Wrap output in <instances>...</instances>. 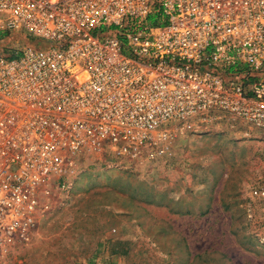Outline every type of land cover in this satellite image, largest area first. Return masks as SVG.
I'll return each instance as SVG.
<instances>
[{
    "label": "built area",
    "instance_id": "obj_1",
    "mask_svg": "<svg viewBox=\"0 0 264 264\" xmlns=\"http://www.w3.org/2000/svg\"><path fill=\"white\" fill-rule=\"evenodd\" d=\"M220 123L264 132V0H0V264L87 157L147 168Z\"/></svg>",
    "mask_w": 264,
    "mask_h": 264
},
{
    "label": "rangeland",
    "instance_id": "obj_2",
    "mask_svg": "<svg viewBox=\"0 0 264 264\" xmlns=\"http://www.w3.org/2000/svg\"><path fill=\"white\" fill-rule=\"evenodd\" d=\"M244 131L200 126L137 170L87 157L37 234L1 264H264L261 221L246 214L264 175V132Z\"/></svg>",
    "mask_w": 264,
    "mask_h": 264
},
{
    "label": "trees",
    "instance_id": "obj_3",
    "mask_svg": "<svg viewBox=\"0 0 264 264\" xmlns=\"http://www.w3.org/2000/svg\"><path fill=\"white\" fill-rule=\"evenodd\" d=\"M148 23L152 26L157 25L155 16H151L148 18Z\"/></svg>",
    "mask_w": 264,
    "mask_h": 264
}]
</instances>
